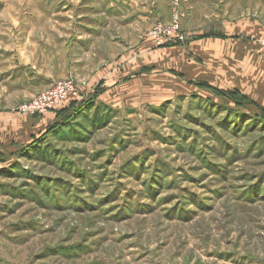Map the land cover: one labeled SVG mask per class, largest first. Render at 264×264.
Here are the masks:
<instances>
[{
	"label": "rangeland",
	"instance_id": "1",
	"mask_svg": "<svg viewBox=\"0 0 264 264\" xmlns=\"http://www.w3.org/2000/svg\"><path fill=\"white\" fill-rule=\"evenodd\" d=\"M129 5L0 0V264H264L263 72L223 59L169 92L164 63L134 68L155 26ZM117 64L135 73L105 93ZM64 81L62 106L18 112Z\"/></svg>",
	"mask_w": 264,
	"mask_h": 264
},
{
	"label": "crops",
	"instance_id": "2",
	"mask_svg": "<svg viewBox=\"0 0 264 264\" xmlns=\"http://www.w3.org/2000/svg\"><path fill=\"white\" fill-rule=\"evenodd\" d=\"M129 1L132 15L138 13L139 16L127 18L128 20L132 18V22L135 21L136 26H139L140 23L143 26L167 24L173 19V9L170 8L171 0H166L164 6L156 0H153L154 2L151 4L149 0ZM122 3L126 4L124 1ZM255 3L258 6L256 10L259 15L251 14ZM122 6V8L120 6L117 8L120 14L124 15V5ZM180 10L183 14V31L189 37L187 44L161 47L157 46L158 44L152 38H147L143 42H139L138 49L142 54L138 56L147 55L148 59L142 61L144 65H141V62H136L134 68L150 70L164 63L167 70L163 75L174 78L173 80L176 82L171 83L170 87H166L169 89L167 91L173 93L179 92L180 88H183V83L187 85L188 81L191 83L202 80L206 74L205 68L213 66L214 61L218 63L223 59L232 61L242 59L250 64L254 60L264 74V52L260 51L262 47L260 40L264 34V0H181ZM0 56H2V52H0ZM130 69L132 70L126 71L120 64H117L111 74L116 77L120 76V78L116 80L115 87L105 88V93L111 92L116 95V91H122L120 88L124 86V79L135 73L132 72L133 66ZM216 69L218 70L219 67L216 66ZM154 74L155 72H153ZM148 76L151 77L152 73ZM179 83L182 84L179 85ZM148 91L152 92V88L149 87ZM9 122L10 119L0 120L3 125ZM2 130L4 134H2ZM2 130L0 129V139L1 137L6 139V129L2 128Z\"/></svg>",
	"mask_w": 264,
	"mask_h": 264
},
{
	"label": "built area",
	"instance_id": "3",
	"mask_svg": "<svg viewBox=\"0 0 264 264\" xmlns=\"http://www.w3.org/2000/svg\"><path fill=\"white\" fill-rule=\"evenodd\" d=\"M182 17V14L175 12L171 23H159L154 27L152 36L158 46L169 44L182 46L189 41V37L182 30ZM260 44L264 49V34ZM74 92L72 83L64 81L53 89L38 95L31 102L21 105L18 112L22 115H43L62 106Z\"/></svg>",
	"mask_w": 264,
	"mask_h": 264
},
{
	"label": "trees",
	"instance_id": "4",
	"mask_svg": "<svg viewBox=\"0 0 264 264\" xmlns=\"http://www.w3.org/2000/svg\"><path fill=\"white\" fill-rule=\"evenodd\" d=\"M172 46H175V45H173V44L166 45V47H172ZM178 46H180V45H178ZM244 100H245L244 102H246L247 99H244ZM88 104H89V102H88ZM85 105H87V102H84L80 108H83V106H85ZM80 108H78V109H80ZM72 110H73V111H70V112L68 113V115H67L68 118H70V117H72L73 115H75L76 112L78 111L77 109H72ZM90 110H96L95 114H97V112H99L100 110H103V111L109 110V111H111V110L108 109V107H106V106H98V105H96V104L91 105ZM263 110H264V109H263ZM103 118H104V117H103ZM96 119H97V120H96V123H97V122H100V120H102V118H100V120H98V118H96Z\"/></svg>",
	"mask_w": 264,
	"mask_h": 264
}]
</instances>
